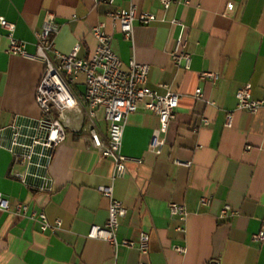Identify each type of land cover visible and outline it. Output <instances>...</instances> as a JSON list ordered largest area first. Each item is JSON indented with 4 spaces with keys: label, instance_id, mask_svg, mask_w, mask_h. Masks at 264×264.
<instances>
[{
    "label": "crops",
    "instance_id": "0c3cea01",
    "mask_svg": "<svg viewBox=\"0 0 264 264\" xmlns=\"http://www.w3.org/2000/svg\"><path fill=\"white\" fill-rule=\"evenodd\" d=\"M130 5L155 20L135 22L128 40L108 14ZM47 12L56 16L57 51L68 53L78 43V57L89 59L97 46L92 27L104 22L123 63L135 58L147 64L148 87L159 95L178 93L180 100L175 118L158 136L164 141L160 153L149 150L157 115L139 107L127 118L122 153L130 159L113 190L127 209L117 238L137 246L145 233L149 249H115L87 237L90 227L107 221L108 200L97 188L109 183L113 164L90 148L84 76L71 84L83 112L66 113L65 139L52 151L48 183L28 182L27 165L9 150L11 128L19 119L40 118L35 93L44 64L7 53L9 40L0 28V194L12 206L21 202L28 209L25 217L0 210V264H205L211 258L220 264H264V241L252 239L264 233V107L252 114L238 108L236 99L245 83L251 84L253 99L264 97V0H174L168 9L157 0H0V16L15 23L16 38L31 53ZM179 35L191 54L188 69L170 56ZM208 71L219 78H201ZM227 113L233 116L230 127ZM97 126L106 138L102 109ZM246 145L252 148L246 151ZM201 197L209 204L202 205ZM171 202L187 208L183 231L171 217ZM225 203L235 215L220 220ZM40 212L50 223L59 219L60 228L41 232L32 217Z\"/></svg>",
    "mask_w": 264,
    "mask_h": 264
},
{
    "label": "built area",
    "instance_id": "2783aa9c",
    "mask_svg": "<svg viewBox=\"0 0 264 264\" xmlns=\"http://www.w3.org/2000/svg\"><path fill=\"white\" fill-rule=\"evenodd\" d=\"M114 0H106L113 3ZM164 9H168L174 0H157ZM229 10L234 9V4L229 2ZM113 25L119 28L124 38L131 40L134 23L148 24L155 20V15L140 11L135 5L128 9L111 10L108 14ZM172 23H178L173 20ZM0 28L4 30L9 44L7 53L31 60H39L44 64L41 81L36 89L35 99L41 111L38 119H27L24 134L19 133V127L14 125L9 150L13 152L21 164L32 165L34 172L40 173L42 183H48L46 177L47 166L55 146L65 139V118L68 112L84 114L87 119L85 131L88 134L90 148L96 150L102 157L110 159L113 164L110 181L97 189L108 200V217L103 226L90 227L87 237L107 241L115 249L119 246L135 247V243L128 239L119 240L117 231L119 219L126 215L127 209L123 202L114 197V182L122 178L126 172V162L130 159L122 153L124 129L127 118L139 107L155 113L159 119V127L154 132L149 150L160 153L164 145L158 136L165 133L168 123L176 116L180 95L168 92L159 95L147 85L149 66L138 63L131 58L123 63L120 57L112 50V35L105 31V23L100 22L92 27V34L97 40V46L89 59L78 57L80 45L77 43L68 53H61L55 49L53 36L57 31L56 16L47 12L42 27L35 32V51L29 52L27 43L16 38V25L0 16ZM171 59L178 67L188 69L191 54L186 51V41L182 35L176 39L174 49L170 53ZM84 76L85 92L83 95L84 106L71 88L78 75ZM201 78L216 81L219 74L216 72H203ZM251 84L245 83L237 93V107L254 114L264 107V97L253 99ZM195 96H201L200 89L195 91ZM102 109L104 120L107 123V136L103 138L97 126V111ZM232 113H227L225 126L232 125ZM252 147L245 146L248 151ZM34 158V162L31 159ZM187 162L185 165H189ZM210 199L201 197L200 203L208 205ZM170 214L179 223L177 229L184 230L185 220L188 215L187 208L182 203L171 202ZM0 210L12 211L19 217L27 215V205L16 203L12 206L0 194ZM235 215L229 203H225L219 213V219L225 220ZM40 225V231H55L60 228L61 221L57 219L50 223L46 214L40 212L32 214ZM255 242L264 241V233L259 231L252 237ZM141 253L149 249V236L142 233L136 246ZM178 252H183L182 247L175 246ZM143 264V263H140ZM205 264H220L219 258H211Z\"/></svg>",
    "mask_w": 264,
    "mask_h": 264
},
{
    "label": "water",
    "instance_id": "95a60500",
    "mask_svg": "<svg viewBox=\"0 0 264 264\" xmlns=\"http://www.w3.org/2000/svg\"><path fill=\"white\" fill-rule=\"evenodd\" d=\"M27 119H19L18 123H16V126L19 127V133L20 134H24V128L22 126H24V124L26 123ZM15 132V130L13 128H11V136L12 134ZM32 162H34V158L31 159ZM26 180L30 183H35V184H39L42 182L41 178H40V173H36L33 170V166L29 165L27 166V175H26Z\"/></svg>",
    "mask_w": 264,
    "mask_h": 264
}]
</instances>
